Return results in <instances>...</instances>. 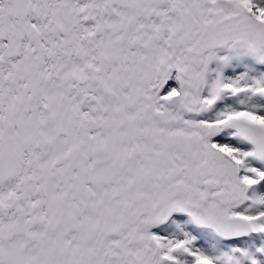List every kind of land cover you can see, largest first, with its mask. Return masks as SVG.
Instances as JSON below:
<instances>
[{
  "label": "snow or ice",
  "instance_id": "6c2138e0",
  "mask_svg": "<svg viewBox=\"0 0 264 264\" xmlns=\"http://www.w3.org/2000/svg\"><path fill=\"white\" fill-rule=\"evenodd\" d=\"M0 264H264V0H0Z\"/></svg>",
  "mask_w": 264,
  "mask_h": 264
}]
</instances>
